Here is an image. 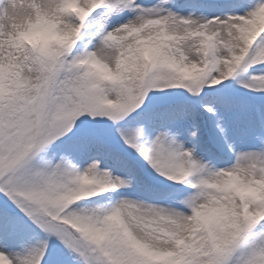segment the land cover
<instances>
[{
  "label": "snow or ice",
  "instance_id": "6c2138e0",
  "mask_svg": "<svg viewBox=\"0 0 264 264\" xmlns=\"http://www.w3.org/2000/svg\"><path fill=\"white\" fill-rule=\"evenodd\" d=\"M0 264H264V0H0Z\"/></svg>",
  "mask_w": 264,
  "mask_h": 264
}]
</instances>
